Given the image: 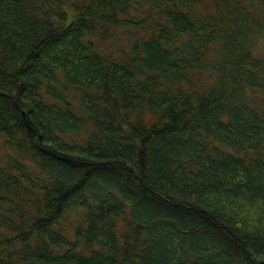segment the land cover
<instances>
[{
  "label": "trees",
  "instance_id": "1",
  "mask_svg": "<svg viewBox=\"0 0 264 264\" xmlns=\"http://www.w3.org/2000/svg\"><path fill=\"white\" fill-rule=\"evenodd\" d=\"M264 0H0V264H264Z\"/></svg>",
  "mask_w": 264,
  "mask_h": 264
},
{
  "label": "rangeland",
  "instance_id": "2",
  "mask_svg": "<svg viewBox=\"0 0 264 264\" xmlns=\"http://www.w3.org/2000/svg\"><path fill=\"white\" fill-rule=\"evenodd\" d=\"M254 52L257 56L264 58V30L258 34L256 42L253 44Z\"/></svg>",
  "mask_w": 264,
  "mask_h": 264
}]
</instances>
